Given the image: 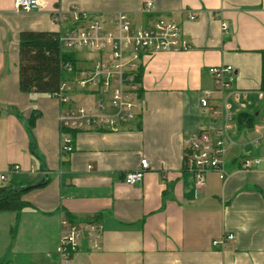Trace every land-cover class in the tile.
Returning <instances> with one entry per match:
<instances>
[{
  "label": "crops",
  "instance_id": "crops-1",
  "mask_svg": "<svg viewBox=\"0 0 264 264\" xmlns=\"http://www.w3.org/2000/svg\"><path fill=\"white\" fill-rule=\"evenodd\" d=\"M39 3V11L18 13L14 0H0V188H33L20 212L0 213V262L60 264L62 222L69 220L104 228L102 249L84 238L73 264H264V0H154V16L179 23L193 49L148 59L141 113L118 132H74L70 154L61 151L59 102L20 90V34L59 33L51 14L72 7L127 12L137 24L147 17L143 0ZM222 65L235 70L224 95L210 73ZM206 92L218 118L202 106ZM224 100L234 114L225 175L208 173L199 189L185 169V140L222 127ZM143 159L150 164L143 182L127 185ZM244 160L260 164L245 170ZM230 234L235 241L213 245Z\"/></svg>",
  "mask_w": 264,
  "mask_h": 264
},
{
  "label": "built area",
  "instance_id": "built-area-1",
  "mask_svg": "<svg viewBox=\"0 0 264 264\" xmlns=\"http://www.w3.org/2000/svg\"><path fill=\"white\" fill-rule=\"evenodd\" d=\"M14 6L18 13L40 10L39 0H14ZM141 13L147 17L145 24L134 23L129 13L123 11L103 16L72 7L51 14L52 22L63 28L59 32L61 49L77 54L79 59L77 67L71 63L65 64L64 69L70 79L64 80L59 91L52 95L61 106L58 121L62 153L75 151L74 132H118L136 119L143 110L138 78L144 74L148 59L159 53L188 52L193 49L179 23L154 16V0H143ZM189 19L196 20V15L191 14ZM222 29L223 32L229 30L226 22L222 24ZM81 52L97 57L95 60L87 59ZM210 73L219 93L232 92L235 74L232 66L211 68ZM75 96L89 97L90 101L78 105ZM211 98L212 93L206 92L202 106L218 118L220 113L210 102ZM231 109L229 101L224 100L222 127L214 131L194 132L185 140V169L193 174L199 189L206 186L208 173L225 175L229 149L227 134L234 118ZM253 163L259 165L260 160H244L243 168L248 170ZM149 168L148 160L143 159L137 170L127 173L125 183L129 186L142 183ZM1 180L5 182L7 179L1 176ZM103 233L104 228L98 222L77 224L64 220L58 248L60 264H73L84 238L92 250H101ZM235 239V235L230 234L215 240L213 245L220 246Z\"/></svg>",
  "mask_w": 264,
  "mask_h": 264
},
{
  "label": "trees",
  "instance_id": "trees-1",
  "mask_svg": "<svg viewBox=\"0 0 264 264\" xmlns=\"http://www.w3.org/2000/svg\"><path fill=\"white\" fill-rule=\"evenodd\" d=\"M19 53L20 90L26 94L52 96L64 80L70 79L65 64L77 67L79 63L77 54L61 49L58 32H22ZM142 76L140 74L138 81L142 82ZM260 89L264 92V74ZM31 123L35 124L34 118ZM32 189L13 185L0 188V213L20 212L25 207L23 195Z\"/></svg>",
  "mask_w": 264,
  "mask_h": 264
},
{
  "label": "rangeland",
  "instance_id": "rangeland-1",
  "mask_svg": "<svg viewBox=\"0 0 264 264\" xmlns=\"http://www.w3.org/2000/svg\"><path fill=\"white\" fill-rule=\"evenodd\" d=\"M138 17H136V16H133V17H131V20L133 21V22H135V21H138ZM81 53H83V55H84V52H81ZM85 58H87V59H93V60H95L96 59V55H93V54H86L85 53Z\"/></svg>",
  "mask_w": 264,
  "mask_h": 264
}]
</instances>
